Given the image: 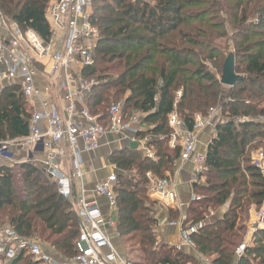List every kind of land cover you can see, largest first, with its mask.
<instances>
[{
  "label": "trees",
  "instance_id": "obj_1",
  "mask_svg": "<svg viewBox=\"0 0 264 264\" xmlns=\"http://www.w3.org/2000/svg\"><path fill=\"white\" fill-rule=\"evenodd\" d=\"M51 1L0 0V14L6 25L29 29L47 42L45 14ZM90 20L100 38L95 63L83 71L85 79L95 80L87 106L104 125L111 102L121 103L124 114L141 116L140 126L147 128L136 137H148L147 145L155 153L154 160L147 159L123 143L111 156L118 180L115 230L122 243L139 247L138 259L130 262L200 264L186 249L177 251L161 243L155 247L156 204L146 205V173L164 178L177 167L181 147L168 146L170 113H177L187 130L193 131L196 114L205 116L218 107L214 136L204 152V182L192 187L200 199L188 206L186 223L203 224L191 240L211 264H264V230L255 233L240 256L236 254L250 210L260 208L264 199V178L250 154L256 148L264 152V0H94ZM220 39L233 46L235 73L243 77L234 87H226V93L203 63L210 61L222 70L223 48L214 45ZM29 119L20 88L4 86L0 141L27 136ZM126 170L135 175L123 177ZM169 212L171 219L178 217ZM211 212L220 213L209 220ZM0 227L23 238L43 239L63 259L77 252L80 225L73 206L33 163L1 168ZM10 264L33 262L20 251Z\"/></svg>",
  "mask_w": 264,
  "mask_h": 264
},
{
  "label": "built area",
  "instance_id": "obj_2",
  "mask_svg": "<svg viewBox=\"0 0 264 264\" xmlns=\"http://www.w3.org/2000/svg\"><path fill=\"white\" fill-rule=\"evenodd\" d=\"M93 1L52 0L45 14L50 31L47 42L29 29L16 26L7 29L6 24L0 25V33L3 32L0 34V90L4 86L17 85L32 110L27 136L0 141V173L4 165L13 167L18 163L13 149L20 148L27 154L25 162L40 167L52 178L58 194L72 203L80 225L75 244L77 252L67 260L56 259L43 251L38 240L20 237L13 230L5 228L0 231V254L4 259L0 264H10L20 251L25 252L33 264H132L112 244L106 228L114 227V222L111 217L103 216L97 203V198L102 197L106 199L110 213L116 208L114 191L117 175L111 173L105 182L96 185L89 193L82 191L80 196H73V178L83 177L82 154L95 153L105 139L110 138V143H125L130 148L136 144L144 158L155 159L154 150L147 145L149 138L136 137V133L143 130L140 126L141 116L124 114L121 103L112 104L104 125L99 122L100 116L91 114L87 106V96L95 80L85 79L83 71L94 64V52L100 38L99 29L90 20ZM36 65L43 67L41 72L47 74V85L43 92L50 97L43 98L37 86L35 77L40 69L38 71ZM177 96H180V92ZM218 115V107L210 108L205 116L196 114L193 131L187 130L177 113L172 112L167 116L171 131L167 138L168 146L181 147L178 163L192 162L191 187L204 182L203 174L206 171L204 154L196 152V133L212 124ZM246 119L240 118L239 121ZM113 137L116 139L113 140ZM38 149H43L46 154L40 162L33 158L34 151ZM67 156L70 175L59 169V160ZM251 162L264 178L263 152H252ZM146 177L150 195L156 196L166 208L181 207L177 203L170 174L156 178L147 172ZM199 199L193 193L190 201ZM186 219V214H183L170 223L179 228L180 242L174 246L177 251L195 248L191 236L203 225L186 223ZM258 230H264V199L260 208H253V220H250L246 230L248 238H244L237 250L238 256L251 245ZM158 245L156 242L155 246ZM203 264L211 263L205 259Z\"/></svg>",
  "mask_w": 264,
  "mask_h": 264
},
{
  "label": "crops",
  "instance_id": "obj_3",
  "mask_svg": "<svg viewBox=\"0 0 264 264\" xmlns=\"http://www.w3.org/2000/svg\"><path fill=\"white\" fill-rule=\"evenodd\" d=\"M1 23H2V19L0 15V25ZM36 67L38 71L40 69V71L36 74L37 76L35 77V80L41 92V95L43 98L50 97L44 94L43 92L44 87L47 85V82H46L47 74L45 72H41V70L43 69L42 66H41L42 68H39L38 65H36ZM52 98L54 99L55 97L52 96ZM26 108L29 111V113L32 111L28 107V105L26 106ZM213 127H214V124L212 123L206 126L200 132L196 133V152L197 153L204 154L209 141L214 136ZM115 139L116 138L113 137V140ZM122 144L123 143H119V142L110 143V138H108L102 141L101 147L95 153L82 154L81 158H82V164H83L82 165L83 177L81 179L73 178V196L74 197L80 196L82 191H84L85 193H89L95 188L96 185L102 182H105L111 173L116 174V171H115L116 168H115V165L111 161V156L113 155L117 147ZM130 149H135L140 152L139 148L137 147L130 148ZM13 151L15 154L16 162L18 163L25 162L28 159L26 152H24L20 148L15 147ZM33 155H34L33 158L35 159V161L40 162L45 158L46 154L43 151V149H38L34 151ZM59 169L64 174H69V175L71 174L68 156L66 159L59 160ZM167 173L170 174V176L172 177V182H173L172 188H174V191L177 195V198H176L177 203L181 207L179 209L172 208V207L166 208L164 207V205L160 203L159 200H157L156 196L150 195L149 192L148 193H149V196L155 201V204H156L155 206V210H156L155 217L157 220V226L155 229L156 242H158L159 244L161 243V244H166L170 247H174L176 244H178V242H180V233H179V228L177 226H171L170 223L173 221H176L180 217V215L186 214L187 208L191 203L190 198H191V195L194 193L193 188L189 184V179L192 173V162L190 161V162L183 163V164L178 163L175 171L172 174L169 172ZM97 203L99 204V207H100L101 212L103 213V216H105L106 218L109 216L111 217L113 221L112 216H113L115 209L110 213L109 207L107 205V201L106 199L102 197L97 198ZM169 210L172 212L178 213V217L175 219H171L170 217L171 213L169 212ZM250 220L251 221L253 220V209L250 210L249 222ZM106 233L108 237L110 238L112 244L114 245L115 249L117 250V252L123 258L126 259L122 250L120 251V248L117 247V243L115 242V239H116L115 237H118V234L115 230V222H114V227L106 228ZM246 237L248 238V235L244 236V238ZM183 250L187 252L189 251L191 254L195 255L199 259V261H201L200 264H203L205 259L209 263H211L208 258L201 256L197 252L196 247L195 248H184Z\"/></svg>",
  "mask_w": 264,
  "mask_h": 264
},
{
  "label": "rangeland",
  "instance_id": "obj_4",
  "mask_svg": "<svg viewBox=\"0 0 264 264\" xmlns=\"http://www.w3.org/2000/svg\"><path fill=\"white\" fill-rule=\"evenodd\" d=\"M199 8H205V7L203 5H201V7H199ZM198 10L199 9H194L193 11H198ZM1 19H2V23L5 24V22H4L5 20L3 19L2 15H1ZM11 26H12V24H7V29H10ZM0 34H3V32H1ZM214 45L215 46H221L223 48V52H224V54H223V61H222V67H223L224 61L226 60V58L228 57V55L234 53L233 46L229 43L228 40H222V39L217 40V41H214ZM94 63H95V60H94ZM203 63L205 65L206 70L208 72L212 73L217 78V80L220 82V77L222 75V70L219 71V69L212 62H210V61H203ZM38 66H40V65H38ZM223 90H224V93H226L227 88L224 87ZM87 99H88V97H87ZM112 103L114 104V102H111V103L108 104V106L110 107L112 105ZM27 105L28 104L26 102V106ZM133 115H135V114H133ZM146 128L147 127H143V130H145ZM254 151L255 152L256 151L257 152L258 151H262L263 152V149L262 148H256V149H252L250 152L252 153ZM263 154H264V152H263ZM122 172H123L122 173V176L123 177H129V176H134L135 175V172L134 171H131V170H126V171H122ZM147 193H148V191H147ZM147 198L149 200L148 202H146V205L147 206H150L149 204L151 202H155L149 196V193L147 194ZM226 208L227 207L221 208V209H219V211L222 213V212H224V210H226ZM220 212H218L217 214L215 212H211L210 216L208 217L209 220L216 219V217L219 216L218 214ZM112 217H113V221H115L114 214H113ZM248 223H249V216H248V220L246 222V226H247ZM5 228H7V227H0V231L1 230H4ZM245 235H246V233H245ZM244 236H243V240H244ZM115 238H116L115 239V242L117 243V247L120 248V251L122 250V252H123V254H124V256L126 257L127 260L131 261V260H137L138 259V256H139V252H138L139 247H138V245H135L134 243H126V244H124V243H122L121 238L119 236L118 237H115ZM33 239L38 240L40 242V245H41V248L43 249V251L52 254L56 259L67 260V259H63L64 256H62L54 247L50 246V244L48 242H45L43 239H38V238H33ZM239 248H240V246H239ZM3 261H4L3 256L0 254V263H2Z\"/></svg>",
  "mask_w": 264,
  "mask_h": 264
},
{
  "label": "water",
  "instance_id": "obj_5",
  "mask_svg": "<svg viewBox=\"0 0 264 264\" xmlns=\"http://www.w3.org/2000/svg\"><path fill=\"white\" fill-rule=\"evenodd\" d=\"M243 80L241 75H237L234 69V56L229 54L224 61L222 67V75L220 77V84L225 87H234L239 81ZM131 148H136V144H132Z\"/></svg>",
  "mask_w": 264,
  "mask_h": 264
}]
</instances>
